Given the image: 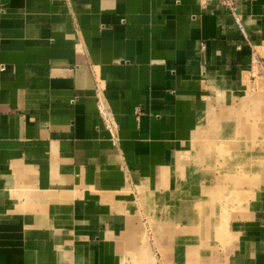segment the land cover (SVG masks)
<instances>
[{
	"label": "crops",
	"instance_id": "obj_1",
	"mask_svg": "<svg viewBox=\"0 0 264 264\" xmlns=\"http://www.w3.org/2000/svg\"><path fill=\"white\" fill-rule=\"evenodd\" d=\"M228 3L0 0V264H128L132 188L197 174L207 100L262 57L264 0ZM247 206L225 249L168 238L167 264H264V187Z\"/></svg>",
	"mask_w": 264,
	"mask_h": 264
},
{
	"label": "rangeland",
	"instance_id": "obj_2",
	"mask_svg": "<svg viewBox=\"0 0 264 264\" xmlns=\"http://www.w3.org/2000/svg\"><path fill=\"white\" fill-rule=\"evenodd\" d=\"M261 55L242 84L207 100L215 101L210 110L216 113L191 138L190 154L183 157L199 169L197 174L181 170L161 176L154 193L148 187L132 188L135 215L130 213L137 219L129 220L133 244L123 245L132 248L124 253L128 264H167L171 255L163 243L168 238L172 244L197 243L199 238L205 248L220 243L225 249L231 236L228 229L235 222L231 215L248 208L264 187V51ZM157 192L175 199L167 211L169 218L164 216L163 203L158 208L152 205ZM185 212L193 218L183 220ZM211 255L205 253V259Z\"/></svg>",
	"mask_w": 264,
	"mask_h": 264
},
{
	"label": "built area",
	"instance_id": "obj_3",
	"mask_svg": "<svg viewBox=\"0 0 264 264\" xmlns=\"http://www.w3.org/2000/svg\"><path fill=\"white\" fill-rule=\"evenodd\" d=\"M202 4H209L212 0H199ZM224 4H228V0H218ZM100 111L101 113L105 116V121H106V126L108 127V129L112 132L113 134V137L115 138L116 140V135H117V125L113 122V120L110 118L109 116V113L108 111L103 107V106H100Z\"/></svg>",
	"mask_w": 264,
	"mask_h": 264
}]
</instances>
